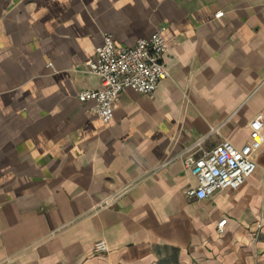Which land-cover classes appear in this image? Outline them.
Listing matches in <instances>:
<instances>
[{
  "label": "crops",
  "instance_id": "1",
  "mask_svg": "<svg viewBox=\"0 0 264 264\" xmlns=\"http://www.w3.org/2000/svg\"><path fill=\"white\" fill-rule=\"evenodd\" d=\"M160 26L169 77L103 124L78 100L102 87L84 63L103 33L131 47ZM261 112L264 0H0V264H264V144L203 200L174 158L242 147Z\"/></svg>",
  "mask_w": 264,
  "mask_h": 264
},
{
  "label": "built area",
  "instance_id": "2",
  "mask_svg": "<svg viewBox=\"0 0 264 264\" xmlns=\"http://www.w3.org/2000/svg\"><path fill=\"white\" fill-rule=\"evenodd\" d=\"M221 15V12H217L215 17ZM164 29L163 26L158 27L148 38L138 39L131 47L116 46L112 35L103 33L94 56L83 65V72L98 77L102 87L78 94L80 102L94 101L91 112L103 124H109L113 119L114 109L125 90L151 95L159 83L169 77L162 64L163 55L169 49L163 36ZM263 144L264 113L261 112L250 120L248 140L240 148L226 140L210 151L201 148L200 140L186 146L181 154L174 157H182L185 172L195 181L194 186L185 189L186 197L203 200L225 189H238L256 171L255 156ZM171 160L172 158L168 159L161 166L167 165ZM115 199L116 196H113L99 207L108 206ZM225 224L226 219L217 223L218 235L223 233ZM107 252L104 240L93 244L94 255Z\"/></svg>",
  "mask_w": 264,
  "mask_h": 264
}]
</instances>
